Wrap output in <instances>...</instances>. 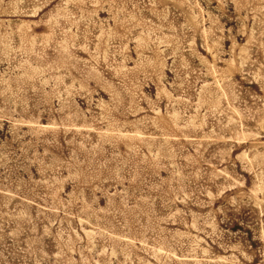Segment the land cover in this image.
<instances>
[{"label":"rangeland","instance_id":"1","mask_svg":"<svg viewBox=\"0 0 264 264\" xmlns=\"http://www.w3.org/2000/svg\"><path fill=\"white\" fill-rule=\"evenodd\" d=\"M0 264H264V0H0Z\"/></svg>","mask_w":264,"mask_h":264}]
</instances>
